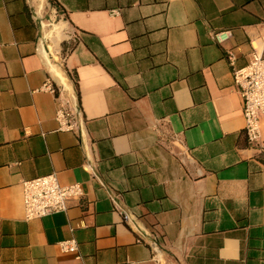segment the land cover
Masks as SVG:
<instances>
[{"label": "crops", "instance_id": "obj_1", "mask_svg": "<svg viewBox=\"0 0 264 264\" xmlns=\"http://www.w3.org/2000/svg\"><path fill=\"white\" fill-rule=\"evenodd\" d=\"M227 49L264 54V0H0V264H264ZM51 172L83 195L26 220L21 182Z\"/></svg>", "mask_w": 264, "mask_h": 264}, {"label": "built area", "instance_id": "obj_2", "mask_svg": "<svg viewBox=\"0 0 264 264\" xmlns=\"http://www.w3.org/2000/svg\"><path fill=\"white\" fill-rule=\"evenodd\" d=\"M230 36L229 30L213 32L214 39L221 43ZM226 59L231 69L233 85L237 88L242 101L244 131L250 145L264 150L262 143L260 116L264 115V54L253 50L244 65H237L234 50H226ZM44 89L55 92L51 81H47ZM57 130L75 132L80 129L78 113L61 106L55 112ZM23 194L24 218L31 220L52 213L67 210V201L83 195L80 183L62 185L55 172L25 179L21 182ZM63 250L76 249L74 239L60 242Z\"/></svg>", "mask_w": 264, "mask_h": 264}, {"label": "trees", "instance_id": "obj_3", "mask_svg": "<svg viewBox=\"0 0 264 264\" xmlns=\"http://www.w3.org/2000/svg\"><path fill=\"white\" fill-rule=\"evenodd\" d=\"M60 39H57L56 41H55V43H57V41H59Z\"/></svg>", "mask_w": 264, "mask_h": 264}]
</instances>
